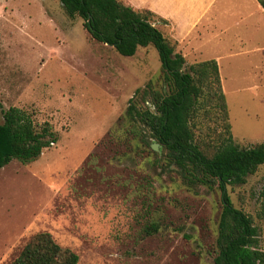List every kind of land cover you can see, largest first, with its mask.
Instances as JSON below:
<instances>
[{"label": "rangeland", "instance_id": "obj_1", "mask_svg": "<svg viewBox=\"0 0 264 264\" xmlns=\"http://www.w3.org/2000/svg\"><path fill=\"white\" fill-rule=\"evenodd\" d=\"M129 3L174 14L172 34L139 11L165 38L189 35L179 48L167 39L187 65L217 61L235 144L264 142V19L254 1ZM146 86L166 91L153 46L122 57L59 0H0V123L14 107L48 123L57 139L37 160L0 169V264L41 232L77 264H213L220 193L187 186L148 131L135 128L130 105L153 111L150 93L134 95ZM210 119L201 117L199 130L212 131ZM263 187L264 166L226 190L252 217L264 251ZM152 224L158 231L148 234Z\"/></svg>", "mask_w": 264, "mask_h": 264}, {"label": "trees", "instance_id": "obj_2", "mask_svg": "<svg viewBox=\"0 0 264 264\" xmlns=\"http://www.w3.org/2000/svg\"><path fill=\"white\" fill-rule=\"evenodd\" d=\"M256 1L264 10V0ZM59 2L67 17L82 20L93 40L112 47L122 57H133L139 48L153 46L157 50L166 91H151L149 86L136 90L135 96L151 94L153 111L148 106L138 109L132 104L127 115L136 122L135 128L141 125L143 132L148 131V137L164 149V155L187 186L219 191L221 212L213 264H264V251L252 217L233 206L226 190L228 186L245 184L248 176L264 166V142L245 147L235 144L217 61L187 65L182 53L175 51L148 18L121 0ZM201 117L214 119L212 131L199 130ZM56 141L48 123L37 124L14 107L4 110L0 169L11 161L31 163ZM263 196L264 187L260 198ZM260 215H264L263 201ZM157 231L156 224L146 228L148 234ZM77 263L75 253L60 247L49 233L41 232L32 236L8 264Z\"/></svg>", "mask_w": 264, "mask_h": 264}, {"label": "crops", "instance_id": "obj_3", "mask_svg": "<svg viewBox=\"0 0 264 264\" xmlns=\"http://www.w3.org/2000/svg\"><path fill=\"white\" fill-rule=\"evenodd\" d=\"M126 6H129V7H131L133 10H135V11H137V12H139V11H142V10H147V11H149L150 13H152V14H154L155 16H156V18H158L159 19V21L161 22V23H163V27H169L170 28V31H171V33L173 34V32H174V30H175V28H174V26L176 25V23H174L173 22V18H172V16L174 15V14H165V13H162V12H159L158 10L156 11V10H148L147 8H141V9H135V8H133L131 5H130V3H129V1L130 0H121ZM210 0H207V2H209ZM215 1H218V0H215ZM224 1H227V0H224ZM254 1V3H252V6L254 7V9L256 10V13L262 18V19H264V10L261 8V6L258 4V2L256 1V0H253ZM202 3V2H201ZM203 16H201V18H202ZM162 21H165V22H162ZM207 22V21H206ZM199 25V24H198ZM203 25V24H202ZM157 28V27H156ZM174 28V29H173ZM173 37V38H172ZM188 37H189V35L186 33V34H184V35H171V38L172 39H168V37L166 38V39H168V40H172V42L174 43V44H176V46H178V48H179V46H182L183 44H184V42H186V40L188 39ZM183 43V44H182ZM182 44V45H181Z\"/></svg>", "mask_w": 264, "mask_h": 264}, {"label": "water", "instance_id": "obj_4", "mask_svg": "<svg viewBox=\"0 0 264 264\" xmlns=\"http://www.w3.org/2000/svg\"><path fill=\"white\" fill-rule=\"evenodd\" d=\"M153 147L155 148L156 147V145H153ZM157 148V147H156Z\"/></svg>", "mask_w": 264, "mask_h": 264}]
</instances>
